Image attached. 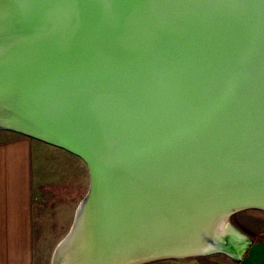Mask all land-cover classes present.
<instances>
[{"label":"water","instance_id":"water-1","mask_svg":"<svg viewBox=\"0 0 264 264\" xmlns=\"http://www.w3.org/2000/svg\"><path fill=\"white\" fill-rule=\"evenodd\" d=\"M3 6L8 30L6 40H0V129L63 148L79 156L89 171L88 190L69 231L55 246L52 264L59 248L67 251L79 212L96 193L106 151H124L131 161L127 167L134 169L161 141L143 145V140L162 132L173 117L210 102L241 50L245 54L259 17L253 11H259V5L256 0H0V11ZM207 116L173 134L195 132ZM122 163H113L111 170ZM253 173L259 176L260 168ZM178 191L182 196H171L170 211L165 202L158 209L184 237L177 234L171 244L151 246L127 257L129 262L118 258L108 264L218 251L240 258L242 264H264L263 239L224 236L220 230L237 211L264 210V198L251 195L244 202L236 196L223 205L211 203L195 221L194 187ZM131 212L129 227L119 224L127 236L114 233L102 245L103 252L133 243V235L145 229L151 215L138 216L135 206ZM79 256L76 264L98 263L97 258L85 261Z\"/></svg>","mask_w":264,"mask_h":264},{"label":"bare ground","instance_id":"bare-ground-1","mask_svg":"<svg viewBox=\"0 0 264 264\" xmlns=\"http://www.w3.org/2000/svg\"><path fill=\"white\" fill-rule=\"evenodd\" d=\"M256 2L259 11L256 7L253 14L259 12V17L249 46L245 54L241 50L234 65H237L236 69L233 67L223 87L210 97V102L173 117L168 121V126L161 128L162 132L143 140V145L161 141L158 148L147 155L149 158L136 162L134 169L127 167L131 161L128 163L129 155L124 156V151L119 154L120 149L106 151L103 156L104 173L97 184L96 193L93 197L89 195L83 210L79 212L77 226H74L77 232L71 234V240L67 239V251L59 248L52 264H59L62 260L64 264H76L75 256L79 255L78 258L84 256L85 261L97 258L96 264H108L118 258H125L129 262L127 257L149 250L151 246L157 249L161 243L171 244L178 239L177 234L183 238L185 234L175 224L171 225L169 218H163L166 216L164 210L158 209V204L165 202L170 211L173 203L168 201L173 194L182 196L179 189L194 187L193 196L198 204L195 207L196 216L192 217L195 221L213 205L211 203L223 205L230 197L236 196L244 202L249 201L251 195L264 198V0ZM4 16L3 6V11H0V40H6L8 30L3 24ZM206 113L210 116L203 118L199 131H191L187 135L173 134L198 119L202 120V116L208 115ZM237 124L238 127L230 131ZM189 129L193 130L194 126ZM169 133L173 134L172 138H166ZM121 162L118 169L111 170L113 163ZM232 165L239 168L233 171ZM259 168L261 174L257 176L253 172L256 169L259 171ZM151 198H154L153 202L146 201ZM134 206L138 216L151 215L145 229L133 235V243H120L103 252L102 245L105 241L108 243L114 233L116 237L127 236L119 224L126 222L128 226ZM155 214L158 216L154 217ZM227 220L220 225L224 236L246 238ZM90 248L95 252H89Z\"/></svg>","mask_w":264,"mask_h":264},{"label":"crops","instance_id":"crops-1","mask_svg":"<svg viewBox=\"0 0 264 264\" xmlns=\"http://www.w3.org/2000/svg\"><path fill=\"white\" fill-rule=\"evenodd\" d=\"M44 148L53 150L22 133L0 140V264H35L36 222L44 213L49 216L61 209L69 211L66 215L72 211L74 218L76 204L88 190L84 161L87 175L74 173V159L82 160L79 156L59 147L55 150L65 159L56 161L52 155L44 156ZM149 264L203 263L166 258Z\"/></svg>","mask_w":264,"mask_h":264},{"label":"rangeland","instance_id":"rangeland-1","mask_svg":"<svg viewBox=\"0 0 264 264\" xmlns=\"http://www.w3.org/2000/svg\"><path fill=\"white\" fill-rule=\"evenodd\" d=\"M13 134H17V132L7 129H0V140L9 138ZM43 143L53 148V150H47V148H44L43 150L44 156L50 157L52 155L53 157L56 158V161L58 160L62 161L63 159H65L63 152L60 151L56 152L55 149H58L59 147L46 142ZM74 161H75L74 162L75 176L81 174L87 175L86 166L83 160H80L79 158H75ZM79 203L76 204L75 214L79 206ZM66 212L69 211L65 209H61L57 212L54 211L53 214L49 216L48 214L44 213L42 215V218H40V220L36 222L35 225L36 230L34 233V237H35L34 240L36 243L35 264H51L52 254L55 249V246L57 245L56 244L57 241L59 242V240H61L67 234L66 230L69 227H71L73 223L72 220H74L72 211H70V215H66ZM227 221L228 224H230L232 227L238 230V232H240L241 234L243 233L251 241H257L260 238L264 240V210L257 208H248V209L240 210L232 214ZM57 228L58 231L59 230L62 231L58 234H54L53 231L56 230ZM163 259L166 258L147 261L141 264H149ZM174 259H178V260L194 259L203 264H242L240 258H236L233 255L222 251H218L211 254L193 255L189 257L174 258Z\"/></svg>","mask_w":264,"mask_h":264}]
</instances>
